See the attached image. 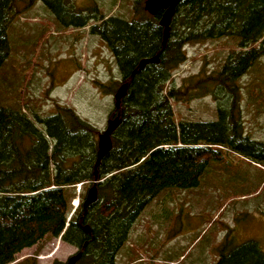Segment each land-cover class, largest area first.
<instances>
[{
  "label": "trees",
  "instance_id": "16d2710c",
  "mask_svg": "<svg viewBox=\"0 0 264 264\" xmlns=\"http://www.w3.org/2000/svg\"><path fill=\"white\" fill-rule=\"evenodd\" d=\"M38 1L58 19L67 10L81 16L74 26L90 18L73 0H0V68L10 52V23ZM89 31L107 42L122 82H128L119 109L110 113L121 120L111 149L95 167L96 128L71 107L56 103L49 115L34 112L33 120L19 103H0V264H36L17 258L46 236L78 247L75 264H117L146 204L166 188L197 186L221 147L264 163V140L249 136L240 119L239 83L264 58V0H181L164 45L163 27L152 16L102 17ZM221 37H236L237 50L217 70L173 82L172 72L186 58L185 44ZM154 55L156 63L139 69L142 58ZM204 96L216 101L217 119L175 121L171 100ZM95 170L96 201L84 209L79 200L74 208L76 186L91 183ZM215 264H264V249L248 240L221 249Z\"/></svg>",
  "mask_w": 264,
  "mask_h": 264
},
{
  "label": "rangeland",
  "instance_id": "374dc122",
  "mask_svg": "<svg viewBox=\"0 0 264 264\" xmlns=\"http://www.w3.org/2000/svg\"><path fill=\"white\" fill-rule=\"evenodd\" d=\"M144 2L73 0L75 8L90 16L81 27L71 23L81 16L67 10L58 19L38 1L8 27L10 52L0 68V103H19L33 120L34 112L49 115L56 103L66 105L93 125L98 135L114 110L113 95L122 76L107 42L89 28L112 16L124 20L152 16L158 22L160 16L149 14ZM237 41L221 37L185 44V61L170 78L179 85L200 70H217L237 50ZM260 60L240 77V119L249 136L264 140V58ZM171 108L176 122L218 117L211 96L171 100ZM220 150V158L208 163L197 186L166 188L146 204L116 256L117 264H215L221 249L229 251L248 240L264 249V163L227 148ZM90 186V182L76 186L80 197L72 199L74 208ZM76 249L59 237L46 236L23 249L17 261L56 264Z\"/></svg>",
  "mask_w": 264,
  "mask_h": 264
},
{
  "label": "water",
  "instance_id": "95a60500",
  "mask_svg": "<svg viewBox=\"0 0 264 264\" xmlns=\"http://www.w3.org/2000/svg\"><path fill=\"white\" fill-rule=\"evenodd\" d=\"M181 0H145L144 2V9L151 15L157 14L159 11L160 18L159 24L163 27V34H162V45H164L168 33H169V22L171 17L174 13V9L176 5ZM158 61V56L154 55L152 57L142 58L139 63V69L143 68L147 63H156ZM135 70L132 72L134 73ZM128 87V82H122L116 91L114 92V108L119 109L120 101L122 97L126 94V90ZM119 113H117L112 118H109L106 123L105 129L97 135V151H96V162L95 167L99 164L101 158L111 149L112 142H111V135L117 126L120 123ZM96 177L97 173L96 170L94 171V180L91 181V186L88 188L85 198L82 201V206L85 209L88 205L92 204L97 199V189H96ZM83 230L89 232V227L87 225L83 226ZM80 251H76L72 255H70L66 261L61 262L59 264H75V262L80 258Z\"/></svg>",
  "mask_w": 264,
  "mask_h": 264
},
{
  "label": "flooded vegetation",
  "instance_id": "af4514ba",
  "mask_svg": "<svg viewBox=\"0 0 264 264\" xmlns=\"http://www.w3.org/2000/svg\"><path fill=\"white\" fill-rule=\"evenodd\" d=\"M122 76V78H121V82L123 81V75H121ZM77 249H76V251H78V247H76Z\"/></svg>",
  "mask_w": 264,
  "mask_h": 264
},
{
  "label": "bare ground",
  "instance_id": "6f19581e",
  "mask_svg": "<svg viewBox=\"0 0 264 264\" xmlns=\"http://www.w3.org/2000/svg\"><path fill=\"white\" fill-rule=\"evenodd\" d=\"M134 74V73H133ZM120 117V116H119Z\"/></svg>",
  "mask_w": 264,
  "mask_h": 264
}]
</instances>
